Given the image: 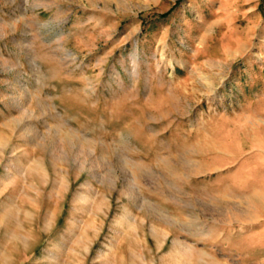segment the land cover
Segmentation results:
<instances>
[{
    "label": "rangeland",
    "instance_id": "1",
    "mask_svg": "<svg viewBox=\"0 0 264 264\" xmlns=\"http://www.w3.org/2000/svg\"><path fill=\"white\" fill-rule=\"evenodd\" d=\"M0 264H264V0H0Z\"/></svg>",
    "mask_w": 264,
    "mask_h": 264
},
{
    "label": "trees",
    "instance_id": "2",
    "mask_svg": "<svg viewBox=\"0 0 264 264\" xmlns=\"http://www.w3.org/2000/svg\"><path fill=\"white\" fill-rule=\"evenodd\" d=\"M169 13V12H168ZM168 13L164 14V15H167Z\"/></svg>",
    "mask_w": 264,
    "mask_h": 264
}]
</instances>
